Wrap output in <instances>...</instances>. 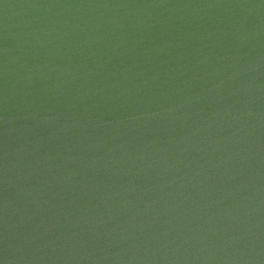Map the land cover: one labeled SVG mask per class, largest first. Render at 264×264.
I'll use <instances>...</instances> for the list:
<instances>
[{
	"label": "water",
	"instance_id": "95a60500",
	"mask_svg": "<svg viewBox=\"0 0 264 264\" xmlns=\"http://www.w3.org/2000/svg\"><path fill=\"white\" fill-rule=\"evenodd\" d=\"M0 264H264V0H0Z\"/></svg>",
	"mask_w": 264,
	"mask_h": 264
}]
</instances>
